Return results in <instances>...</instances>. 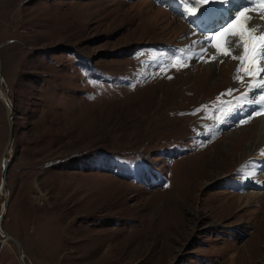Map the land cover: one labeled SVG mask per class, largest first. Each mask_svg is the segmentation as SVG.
Listing matches in <instances>:
<instances>
[{"label": "rangeland", "instance_id": "obj_1", "mask_svg": "<svg viewBox=\"0 0 264 264\" xmlns=\"http://www.w3.org/2000/svg\"><path fill=\"white\" fill-rule=\"evenodd\" d=\"M262 8L246 16L264 36ZM198 14L185 0H0L15 132L3 179L0 99V215L7 202L25 264H264V198L239 201L258 192L242 167L264 158V91L234 79L240 17L214 34L228 14ZM259 53L243 65L257 79ZM21 263L0 234V264Z\"/></svg>", "mask_w": 264, "mask_h": 264}, {"label": "snow or ice", "instance_id": "obj_2", "mask_svg": "<svg viewBox=\"0 0 264 264\" xmlns=\"http://www.w3.org/2000/svg\"><path fill=\"white\" fill-rule=\"evenodd\" d=\"M185 2L189 6L190 11L199 8V14L196 16V19H211L217 13L227 12L228 15L226 19L216 20L215 26L208 30L214 34H219L222 30H226L232 23H234L235 19H238L245 11H247L256 0H185ZM258 2L259 4L264 5V0H258ZM201 5H203V7H200ZM261 11L264 12V8H262ZM233 13H235V16H233ZM244 22H246V20ZM252 31L254 32L255 29ZM204 34L207 35V32ZM238 35L241 40L245 41V48L244 55L239 57L240 66H238L237 72L234 74V79H240V72L245 71L246 75L253 76V85H259L262 91H264V76L257 79L251 69L246 70L243 67L246 61L249 63H255L251 53L255 51L256 47L260 48L259 59L264 60V38H260L259 43L257 44V38L250 32H247V30L242 29ZM211 43V40H209L207 44H204V42L201 41L202 46L205 48L210 46ZM237 44H239V42H237ZM249 45H251V50ZM217 51H220L218 46ZM223 54L227 55L228 53L224 52ZM256 71L264 72V65L260 66ZM251 87L252 85H250V88ZM232 91L233 89H229L226 93H222V95L231 94ZM244 99H247V97L245 96ZM254 102L260 104L257 114L264 112V95L260 97L259 101ZM197 111H200V109Z\"/></svg>", "mask_w": 264, "mask_h": 264}, {"label": "bare ground", "instance_id": "obj_3", "mask_svg": "<svg viewBox=\"0 0 264 264\" xmlns=\"http://www.w3.org/2000/svg\"><path fill=\"white\" fill-rule=\"evenodd\" d=\"M251 11L252 10L250 9L249 11H246L245 13H243L240 16V19L237 20V22H238L239 25L242 24V26H243L242 29L247 30V32H250L254 37H256L257 38V42H258L261 37L264 38V36H262V35L259 34V32H261V30L259 31V29H260V26L262 24V21L257 20V19H255L253 21V17L251 15H249V16L247 15L248 16L247 17L246 14L248 12H251ZM221 13L226 14L227 12H221ZM221 13H217V16H215V17H217V18L221 17L220 16ZM251 14H252V12H251ZM255 14L253 13L252 15L255 16ZM250 19H252V21ZM245 20H246V22H244ZM234 25L236 26L235 23H234ZM253 29H255L254 32L252 31ZM237 31L238 30H235V32H237ZM188 54H189L188 55V59L190 61L193 60L194 53H188ZM191 62H194V61H191ZM262 75L264 76V72H262ZM0 91H2V90H0ZM2 97H3V99H2ZM4 98H5L4 93H1L0 99L3 102V104H5L4 103V100H5ZM8 110H10L9 107H8ZM260 123H261V125H260L261 127L260 128H261V130L263 132L261 134V137L258 136L256 138L257 140L260 139V138H262V137H264V114L262 115V118H261ZM258 151H260V150H258ZM256 155H257V157L259 156V159H257V161L259 162V165L258 164H251V163H249L248 166H243L242 167L243 168L242 170H244V175L243 176L245 177V179H244L245 180V183L247 182V183H250V184H254L255 189L258 192L257 193H252V194L249 193L248 194L249 196L248 195H245V196L239 198V201L241 202V204H243L245 202L246 204L249 205V203H250V197L251 196H253L254 198L255 197L256 198L257 197L258 198H264V195H261V194L264 193V163H263L264 162V158L263 159H260V157H262L261 156V152H258V154H256ZM254 161L256 162V160H254ZM254 161H252V162H254ZM5 164H6V161H4L3 166ZM20 261L22 262L21 259H20ZM21 264H23V262Z\"/></svg>", "mask_w": 264, "mask_h": 264}, {"label": "water", "instance_id": "obj_4", "mask_svg": "<svg viewBox=\"0 0 264 264\" xmlns=\"http://www.w3.org/2000/svg\"><path fill=\"white\" fill-rule=\"evenodd\" d=\"M2 82H3V76H2L1 69H0V90L3 89L2 88ZM4 94H5L4 103H5V105H7V107L10 108V111H9L10 138H9V143H8L6 154H5V158H4V161H6V164L3 166V179L5 178V175H6L8 163L10 162L9 159H8V155H9L11 149H12V146H13V143H14V139H15V132H14V107H13L12 103L10 102V99H9L7 93L4 92ZM6 210H7V202H6L5 206H4V210L2 211V213L0 215V234L4 237V239L12 241L17 246V248H18V257L22 260L23 264H25L24 261H23L24 254H23V249H22L21 245L16 240H14L12 237H10L3 230V227H2L3 226V219H4V215L6 213Z\"/></svg>", "mask_w": 264, "mask_h": 264}]
</instances>
